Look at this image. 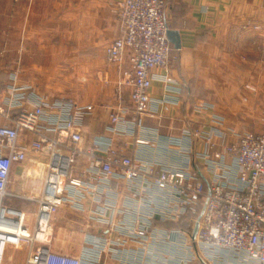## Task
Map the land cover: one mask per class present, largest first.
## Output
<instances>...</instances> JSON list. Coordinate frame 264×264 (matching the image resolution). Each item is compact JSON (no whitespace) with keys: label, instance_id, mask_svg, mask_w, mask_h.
<instances>
[{"label":"built area","instance_id":"2783aa9c","mask_svg":"<svg viewBox=\"0 0 264 264\" xmlns=\"http://www.w3.org/2000/svg\"><path fill=\"white\" fill-rule=\"evenodd\" d=\"M114 11L122 32L106 46L107 57L122 63L126 50L132 55L131 68L123 71L122 85L127 87L119 88L120 102L111 111L107 129L129 135L142 130L144 115L152 110L154 71L170 68L172 43L167 35L166 0H117ZM164 79L174 81L168 74ZM122 88L129 89V104L122 101ZM8 89L6 104H0V115L8 121L0 125V264H10L6 260L10 244L18 247L26 242L31 245L26 264H104L102 256L108 249L133 244L140 251L148 245L168 248L176 264L197 259L208 264H264V131L233 132L237 140L217 150L216 138L224 137L226 131L224 117L214 114L208 129L188 126L179 136L137 138L147 148L160 143L168 161L132 156L115 147L112 138L101 137L88 151L94 157L90 167L77 176L73 167L84 153L81 126L93 107L68 97L46 100L39 96L32 109H21L28 100L25 88L12 85ZM209 106L200 102L195 109L200 113ZM14 110L19 111L14 114ZM23 131L33 132L36 139L21 142ZM30 153L46 155V160H36L20 190L11 191L12 168L26 163ZM199 162L203 169L197 168ZM120 182L129 184L134 195L143 193L148 211L122 221V235L116 238L89 237L80 256L50 249L51 215L65 203L84 209L87 196L99 199L114 193ZM6 198L36 203L33 230L25 225V211L5 204ZM111 207L112 201L102 210ZM98 215L103 218L104 212ZM188 218L187 229L154 226L156 219L181 222Z\"/></svg>","mask_w":264,"mask_h":264},{"label":"crops","instance_id":"0c3cea01","mask_svg":"<svg viewBox=\"0 0 264 264\" xmlns=\"http://www.w3.org/2000/svg\"><path fill=\"white\" fill-rule=\"evenodd\" d=\"M116 2L0 0V104H6L8 87L13 85L27 92L28 100L21 109H32L39 96L52 100L60 94L93 107L81 126L84 153L75 162L74 175L81 176L90 167L94 157L88 151L101 137L112 138L115 147L132 156L168 161L160 143L147 148L140 146L137 138L179 136L188 126L208 129L213 126L214 114L224 117L226 131L224 137L216 138L217 150L237 140L233 132L264 131V0H166L168 27L179 32L181 47L171 42L170 68L154 71L152 110L144 115L142 130L129 135L109 131L111 111L120 102L119 88L127 87L122 85L123 71L131 68L132 55L126 50L123 62L118 63L106 54V46L122 32L114 11ZM166 74L174 81H165ZM129 94L128 88H122L123 103H130ZM200 102L210 106L199 113L195 107ZM7 122L0 115V125ZM34 139L36 134L23 131L21 142L28 144ZM200 146L196 141V147ZM36 160H46V155L30 153L26 163L13 166L8 185L11 191L20 190ZM198 166L203 169L200 162ZM19 200L18 205L15 201L7 205L25 211V225L33 230L37 205ZM145 200L143 193L134 195L129 184L120 182L114 193L99 199L87 196L84 209L65 203L50 217L47 244L54 251L80 256L89 237L122 235V221L148 211ZM110 201L114 207L102 210ZM29 206H33L32 213ZM98 212H104L103 218L97 217ZM188 220L156 219L154 226L187 229L191 225ZM114 247L104 252V264H176L168 248L148 245L140 251L136 244ZM30 249L27 242L18 247L10 244L7 262L26 264ZM190 264L208 263L197 259Z\"/></svg>","mask_w":264,"mask_h":264},{"label":"water","instance_id":"95a60500","mask_svg":"<svg viewBox=\"0 0 264 264\" xmlns=\"http://www.w3.org/2000/svg\"><path fill=\"white\" fill-rule=\"evenodd\" d=\"M167 35H168L169 40L175 45L176 48H180L181 47V39H180V35H179L178 31L173 30V29H168ZM198 225H199V223L197 221V223L195 225V228H194V236H195V234L197 232Z\"/></svg>","mask_w":264,"mask_h":264},{"label":"rangeland","instance_id":"374dc122","mask_svg":"<svg viewBox=\"0 0 264 264\" xmlns=\"http://www.w3.org/2000/svg\"><path fill=\"white\" fill-rule=\"evenodd\" d=\"M248 87H252L251 85H249L248 84ZM57 97H68V98H72V99H74L73 97H71L69 94H60L59 96H57ZM75 100V99H74ZM13 201H15L14 202V204H17L18 205V203H20V200L19 199H15V198H6L5 199V201H4V203L5 204H11ZM23 205L24 206H26V205H28L27 203H23ZM29 208L31 209L30 210V213H32V211H33V206H29Z\"/></svg>","mask_w":264,"mask_h":264}]
</instances>
